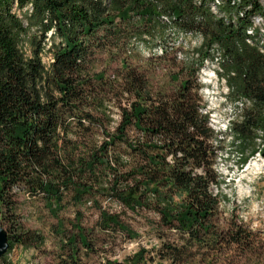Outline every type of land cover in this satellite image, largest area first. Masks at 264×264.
<instances>
[{
  "label": "trees",
  "instance_id": "obj_1",
  "mask_svg": "<svg viewBox=\"0 0 264 264\" xmlns=\"http://www.w3.org/2000/svg\"><path fill=\"white\" fill-rule=\"evenodd\" d=\"M263 9L261 0H0V225L9 246L0 264H14L7 257L14 245L43 241L37 231L24 228L17 213L20 195L40 198L56 217L67 196L77 207L91 201L99 229H119L129 237L135 231L100 198L131 212H156L159 232L172 230L183 241L162 243L159 257L168 264H192L182 258L191 247L246 244L251 230L233 222L224 231L214 224L219 195L211 187L221 181L214 169L217 140L212 145L211 140L214 131L221 142L223 132L210 126L199 83L184 78L171 92L155 94L125 60L113 79L93 65L106 48L121 55L130 52L129 41L136 37H162L158 25L173 33H199V61L193 63L198 66L217 44L223 61L218 74L237 96L233 101H247L236 115L240 119L229 124L242 164L246 144L255 143L259 131L264 138V42L261 35L254 44L260 28L252 21L264 18ZM46 38L49 64L42 61ZM154 45H145L148 59L182 48L162 40L158 54ZM118 95L126 96L127 105L119 106L120 120L112 130L107 105ZM130 128L137 137L128 136ZM75 214L76 231L63 240L66 258L58 264H85L80 247L92 249L81 214ZM147 252L141 247L126 261L103 264H154Z\"/></svg>",
  "mask_w": 264,
  "mask_h": 264
},
{
  "label": "rangeland",
  "instance_id": "obj_2",
  "mask_svg": "<svg viewBox=\"0 0 264 264\" xmlns=\"http://www.w3.org/2000/svg\"><path fill=\"white\" fill-rule=\"evenodd\" d=\"M264 8V0H261ZM264 10V9H263ZM218 14V13H217ZM219 15V14H218ZM220 15H223L220 13ZM219 15V16H220ZM253 26L260 28V33L254 34L253 42H257L262 35L264 39V18L256 16L252 18ZM143 22L139 21V24ZM156 26V25H155ZM165 30V27H164ZM156 27V33L160 36L144 35L129 41L130 52L119 55L115 49L106 48L96 54L93 70L104 73L105 78L113 79L114 75L122 69V60L127 61L128 68L136 73L143 74L148 82V87L153 93H167L175 89L182 79L190 78L193 84L199 83L200 105H206L205 111L209 112L211 128L223 132L221 142H213L215 152V170L221 181L217 186L212 185L211 192L218 196L217 211L214 224L219 230L229 229V223L242 225L243 228L253 232L246 244L241 246L222 244L219 248L191 247L185 250L182 258L191 259L192 264H264V138L258 132L259 139L255 143H248L243 157L245 161L240 164V151L232 143V136L228 133L229 122L236 118L239 112L241 100H235L237 96L228 89L224 74L221 72V50L217 44L212 45L210 53L204 57L201 65L197 63V48L200 46L199 33L188 35L184 32H171ZM253 34V30L248 31ZM49 32V37L51 36ZM157 37V38H156ZM165 40L170 46L182 48L177 54H166L162 58L148 59L151 46L155 43L154 51L161 54V41ZM50 38H46L45 48L50 44ZM258 44V42H257ZM22 49L27 54L30 49L27 41L22 44ZM152 50V51H153ZM51 53L48 49L42 54V61L49 64ZM192 69H197L193 71ZM119 96V98H118ZM107 105L111 124L110 128L117 125L120 120V108L127 105L126 96L118 95ZM121 106V107H119ZM236 118L235 120H239ZM227 132V133H226ZM128 136L137 137V132L130 128ZM123 148V147H122ZM256 149L253 156L252 151ZM123 150V149H122ZM259 155V156H258ZM64 207L58 212V217L51 214L40 198L28 199L24 195L19 196L17 213L25 229L37 231L43 237L42 242H35L29 247L14 245L7 257L14 264H58L59 258H66V249L63 247L67 234L76 231L72 228L76 212L81 214L80 225L88 230V240L92 249L86 251L80 247L79 257L85 264H103L106 260L126 261L141 247L147 248L146 256L155 259L154 264H168V260H160L159 251L162 243L183 244L181 237L174 231L162 230L157 227L158 214L141 209L137 212L123 208L113 199L100 198L101 205L107 210L120 213L121 221L135 231L136 236L129 237L119 229L103 231L99 229V214L92 202L88 201L80 207L75 206L72 200L64 198ZM221 202H223L221 204ZM232 209V210H231ZM58 219L63 221V226L57 225ZM159 234L161 236H159ZM0 234V248L3 246ZM9 249V248H8ZM7 249V250H8Z\"/></svg>",
  "mask_w": 264,
  "mask_h": 264
},
{
  "label": "water",
  "instance_id": "obj_3",
  "mask_svg": "<svg viewBox=\"0 0 264 264\" xmlns=\"http://www.w3.org/2000/svg\"><path fill=\"white\" fill-rule=\"evenodd\" d=\"M0 234L2 235V240H3V246L4 248H0V256L5 254V252L7 251V249L9 248L8 246V240H7V232L5 231V229L0 225Z\"/></svg>",
  "mask_w": 264,
  "mask_h": 264
},
{
  "label": "bare ground",
  "instance_id": "obj_4",
  "mask_svg": "<svg viewBox=\"0 0 264 264\" xmlns=\"http://www.w3.org/2000/svg\"><path fill=\"white\" fill-rule=\"evenodd\" d=\"M251 31V30H250ZM264 38V37H263ZM262 41L264 42V39H262ZM248 42H250V41H248ZM241 101L240 102H238V99L236 100L239 104H241L240 105V107L238 108L239 110H241L242 108H243V106H245L246 105V103H247V101H246V99H240ZM209 120H210V117H209ZM229 124H230V122H229ZM210 126H211V120H210ZM213 129V128H212ZM259 153V152H258ZM259 156V155H258Z\"/></svg>",
  "mask_w": 264,
  "mask_h": 264
},
{
  "label": "built area",
  "instance_id": "obj_5",
  "mask_svg": "<svg viewBox=\"0 0 264 264\" xmlns=\"http://www.w3.org/2000/svg\"><path fill=\"white\" fill-rule=\"evenodd\" d=\"M223 202H221V204H222Z\"/></svg>",
  "mask_w": 264,
  "mask_h": 264
}]
</instances>
